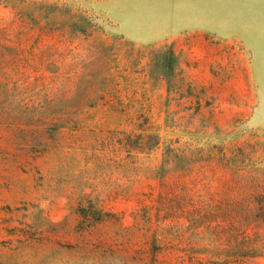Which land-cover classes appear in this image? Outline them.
Returning <instances> with one entry per match:
<instances>
[{
  "label": "rangeland",
  "instance_id": "1",
  "mask_svg": "<svg viewBox=\"0 0 264 264\" xmlns=\"http://www.w3.org/2000/svg\"><path fill=\"white\" fill-rule=\"evenodd\" d=\"M0 264H264V0H0Z\"/></svg>",
  "mask_w": 264,
  "mask_h": 264
},
{
  "label": "trees",
  "instance_id": "2",
  "mask_svg": "<svg viewBox=\"0 0 264 264\" xmlns=\"http://www.w3.org/2000/svg\"><path fill=\"white\" fill-rule=\"evenodd\" d=\"M171 56L173 57V59L175 58V63H174V66H175L177 63V55L173 50H171Z\"/></svg>",
  "mask_w": 264,
  "mask_h": 264
}]
</instances>
